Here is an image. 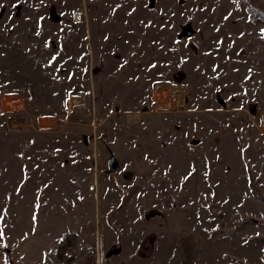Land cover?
<instances>
[{"label": "rangeland", "instance_id": "374dc122", "mask_svg": "<svg viewBox=\"0 0 264 264\" xmlns=\"http://www.w3.org/2000/svg\"><path fill=\"white\" fill-rule=\"evenodd\" d=\"M261 10L0 0V264H36L70 228L89 231L110 183L121 203L172 215L174 238L195 229L204 264H264ZM185 25L195 34L180 38Z\"/></svg>", "mask_w": 264, "mask_h": 264}, {"label": "crops", "instance_id": "0c3cea01", "mask_svg": "<svg viewBox=\"0 0 264 264\" xmlns=\"http://www.w3.org/2000/svg\"><path fill=\"white\" fill-rule=\"evenodd\" d=\"M110 185L111 183L107 187L106 200L104 199L102 204L100 193L95 187L94 209H90L91 216L95 218L94 226L79 236H73L70 228L65 235L53 240L51 253H44L49 247L45 249L41 258L36 259V264H204V259L198 258L201 243L198 239L200 236L194 232L195 229L183 230L174 238L170 230L171 225L167 226V219L172 215H166L162 208L160 213L158 209H149L150 212L140 209L137 203L125 205L121 203L125 192L121 189V193L119 187ZM115 194L120 198L117 209L110 206L115 200ZM169 194L168 197L172 199L170 190ZM142 196L140 194L139 198ZM165 197L167 198L166 191ZM154 211L159 213L158 216ZM74 220L75 217L71 219ZM3 236L4 228L0 224L1 240H4ZM112 247L119 248L120 253L106 257L105 252ZM172 254L176 255V261H173L174 257L170 258ZM9 260H13L10 263L8 261L9 264H15L14 257ZM19 260L20 264H28L23 263L20 258Z\"/></svg>", "mask_w": 264, "mask_h": 264}, {"label": "water", "instance_id": "95a60500", "mask_svg": "<svg viewBox=\"0 0 264 264\" xmlns=\"http://www.w3.org/2000/svg\"><path fill=\"white\" fill-rule=\"evenodd\" d=\"M52 17L55 21L60 22L62 19L60 16L52 14ZM195 34L194 29L191 27V25H185L182 27V32L180 33L179 37L184 38V37H192ZM118 169V161L115 158V156H112L109 160V169L108 173L112 174L116 172ZM120 253L119 248H112L106 253V257H112L113 255H117Z\"/></svg>", "mask_w": 264, "mask_h": 264}, {"label": "bare ground", "instance_id": "6f19581e", "mask_svg": "<svg viewBox=\"0 0 264 264\" xmlns=\"http://www.w3.org/2000/svg\"><path fill=\"white\" fill-rule=\"evenodd\" d=\"M79 13L77 14V16H78V19H79ZM174 89V88H173ZM75 99V97H72V100H74ZM12 101V99H7V98H4V100H3V107L4 108H6V110H8V107H11L12 105L10 104V102ZM19 102V101H18ZM8 105V106H7ZM10 105V106H9Z\"/></svg>", "mask_w": 264, "mask_h": 264}, {"label": "built area", "instance_id": "2783aa9c", "mask_svg": "<svg viewBox=\"0 0 264 264\" xmlns=\"http://www.w3.org/2000/svg\"><path fill=\"white\" fill-rule=\"evenodd\" d=\"M172 99H174L175 101H178L180 103L181 101V94L180 92H177V91H174L173 94H172ZM262 124L264 125V119L262 120Z\"/></svg>", "mask_w": 264, "mask_h": 264}, {"label": "trees", "instance_id": "16d2710c", "mask_svg": "<svg viewBox=\"0 0 264 264\" xmlns=\"http://www.w3.org/2000/svg\"><path fill=\"white\" fill-rule=\"evenodd\" d=\"M247 8H248V10H249L248 12H250V10L253 11L249 6H247ZM252 8H253V6H252ZM254 10H255V9H254ZM261 11H262V10H261ZM261 11H259L260 14L264 16V11H262V12H261ZM254 13H256V12H254ZM252 18H253V17H252ZM261 18H262V17H261ZM252 21H253V19H252ZM257 197H258V196H257ZM258 198H259V197H258Z\"/></svg>", "mask_w": 264, "mask_h": 264}, {"label": "snow or ice", "instance_id": "6c2138e0", "mask_svg": "<svg viewBox=\"0 0 264 264\" xmlns=\"http://www.w3.org/2000/svg\"><path fill=\"white\" fill-rule=\"evenodd\" d=\"M37 34H39V33H37ZM53 59H55V57Z\"/></svg>", "mask_w": 264, "mask_h": 264}]
</instances>
